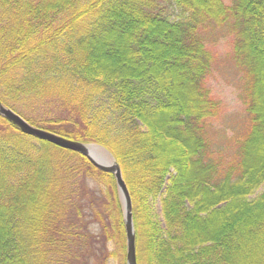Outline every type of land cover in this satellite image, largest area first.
<instances>
[{
  "label": "trees",
  "instance_id": "obj_1",
  "mask_svg": "<svg viewBox=\"0 0 264 264\" xmlns=\"http://www.w3.org/2000/svg\"><path fill=\"white\" fill-rule=\"evenodd\" d=\"M219 31L245 113L229 135L207 83ZM0 102L114 156L137 264H264V0H0ZM114 257L113 175L0 115V264Z\"/></svg>",
  "mask_w": 264,
  "mask_h": 264
},
{
  "label": "water",
  "instance_id": "obj_2",
  "mask_svg": "<svg viewBox=\"0 0 264 264\" xmlns=\"http://www.w3.org/2000/svg\"><path fill=\"white\" fill-rule=\"evenodd\" d=\"M0 115L13 123L21 132L41 140H46L58 147L77 152L86 157L96 168L113 175L122 205L123 223L126 233L125 264H137L131 197L122 177L119 164L114 156L100 144L94 142H81L34 126L1 102Z\"/></svg>",
  "mask_w": 264,
  "mask_h": 264
},
{
  "label": "rangeland",
  "instance_id": "obj_3",
  "mask_svg": "<svg viewBox=\"0 0 264 264\" xmlns=\"http://www.w3.org/2000/svg\"><path fill=\"white\" fill-rule=\"evenodd\" d=\"M229 3L231 0H224ZM231 33L219 31L217 36L210 38L207 43L209 49L215 54L214 66L207 78L208 86L212 93L222 101V111L215 120V126L220 128L226 135L232 133L234 128L245 123L244 107L239 98L240 73L230 60ZM94 227H92L93 229ZM119 258L120 254L118 253ZM112 264H120L114 257Z\"/></svg>",
  "mask_w": 264,
  "mask_h": 264
}]
</instances>
